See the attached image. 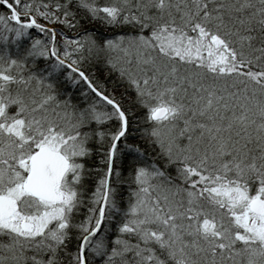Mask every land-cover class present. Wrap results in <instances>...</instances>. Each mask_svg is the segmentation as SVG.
<instances>
[{
	"label": "snow or ice",
	"instance_id": "snow-or-ice-1",
	"mask_svg": "<svg viewBox=\"0 0 264 264\" xmlns=\"http://www.w3.org/2000/svg\"><path fill=\"white\" fill-rule=\"evenodd\" d=\"M0 9V264H264V0Z\"/></svg>",
	"mask_w": 264,
	"mask_h": 264
},
{
	"label": "trees",
	"instance_id": "trees-1",
	"mask_svg": "<svg viewBox=\"0 0 264 264\" xmlns=\"http://www.w3.org/2000/svg\"><path fill=\"white\" fill-rule=\"evenodd\" d=\"M0 12H2V9H0ZM93 72L96 73L97 76H99L101 79H104V77L108 74L107 73V69L105 68V66L103 64H99V65H96L93 69H92ZM107 83L109 84V87L111 88L112 85L114 83L118 84L119 81L117 80V77H116V74H112L111 76V79H109L107 81ZM118 92H121L123 91V88L120 87L118 88L117 90ZM131 142V141H130Z\"/></svg>",
	"mask_w": 264,
	"mask_h": 264
}]
</instances>
